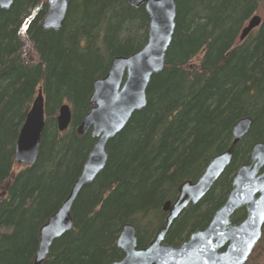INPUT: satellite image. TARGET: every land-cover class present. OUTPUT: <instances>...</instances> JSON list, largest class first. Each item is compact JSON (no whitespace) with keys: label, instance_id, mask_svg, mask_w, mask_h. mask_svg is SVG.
Returning a JSON list of instances; mask_svg holds the SVG:
<instances>
[{"label":"trees","instance_id":"1","mask_svg":"<svg viewBox=\"0 0 264 264\" xmlns=\"http://www.w3.org/2000/svg\"><path fill=\"white\" fill-rule=\"evenodd\" d=\"M264 0H178L176 29L163 71L152 76L146 106L107 146L108 161L78 195L73 227L51 246L43 264H110L123 226L135 225L146 247L166 218L163 206L179 186L197 181L211 159L233 140V127L252 119L230 166L209 193L173 222L166 243L184 242L205 229L225 203L252 146L264 142V18L240 41ZM47 0H14L0 8V264H34L39 231L67 198L95 144L77 127L92 106L95 80L113 59L147 41L149 16L128 0H69L60 30L42 20ZM30 45L34 61L25 55ZM42 88L46 126L37 162L17 172L15 145ZM62 104L72 110L60 131ZM246 217L241 208L232 217ZM246 264H264V232Z\"/></svg>","mask_w":264,"mask_h":264},{"label":"water","instance_id":"2","mask_svg":"<svg viewBox=\"0 0 264 264\" xmlns=\"http://www.w3.org/2000/svg\"><path fill=\"white\" fill-rule=\"evenodd\" d=\"M128 2L135 8L144 6L149 15L147 41L137 52L115 57L107 75L95 80L89 99L92 108L78 125L77 132L79 135L91 132L96 141L67 198L40 228L34 264H43L54 241L72 229L74 203L81 190L105 168L109 141L127 126L135 112L146 106L152 76L166 66V54L176 29L177 0ZM13 3L14 0H0V8L9 9ZM47 3L42 27L60 30L67 17L69 0H47ZM262 21L261 16H252L242 29L241 42ZM72 116L70 106L62 104L56 118L60 131L70 128ZM251 125V118L240 119L233 127L230 146L211 159L197 181H185L179 186L175 200L164 204L163 211L167 214L164 223L146 247L138 246L135 225L125 224L117 240V247L124 255L110 264H245L264 232V142L253 144L249 162L237 170L232 190L209 225L191 233L178 246L165 241L173 222L190 205L198 204L230 166L236 146L248 134ZM45 126V97L39 88L15 145L18 165L33 166L37 162ZM241 208L246 210V217L238 224L232 223V217Z\"/></svg>","mask_w":264,"mask_h":264},{"label":"rangeland","instance_id":"3","mask_svg":"<svg viewBox=\"0 0 264 264\" xmlns=\"http://www.w3.org/2000/svg\"><path fill=\"white\" fill-rule=\"evenodd\" d=\"M256 14L261 16L262 18H264V4L261 5L260 9L257 11ZM25 55L27 56V59H29V61H34L35 60L34 59V53H33L32 48H31L30 45L27 46V49L25 51ZM21 168H22V166L17 165L16 168H15V172H17Z\"/></svg>","mask_w":264,"mask_h":264},{"label":"bare ground","instance_id":"4","mask_svg":"<svg viewBox=\"0 0 264 264\" xmlns=\"http://www.w3.org/2000/svg\"><path fill=\"white\" fill-rule=\"evenodd\" d=\"M177 4H178V0H177ZM149 16V15H148ZM150 21V19H149ZM148 30H149V27H148ZM242 32V31H241ZM241 35V34H240ZM147 38H148V35H147ZM239 39H240V36H239ZM241 41V40H240ZM78 133V132H77Z\"/></svg>","mask_w":264,"mask_h":264},{"label":"snow or ice","instance_id":"5","mask_svg":"<svg viewBox=\"0 0 264 264\" xmlns=\"http://www.w3.org/2000/svg\"><path fill=\"white\" fill-rule=\"evenodd\" d=\"M249 247H251V244H249Z\"/></svg>","mask_w":264,"mask_h":264},{"label":"flooded vegetation","instance_id":"6","mask_svg":"<svg viewBox=\"0 0 264 264\" xmlns=\"http://www.w3.org/2000/svg\"><path fill=\"white\" fill-rule=\"evenodd\" d=\"M237 212V211H236Z\"/></svg>","mask_w":264,"mask_h":264}]
</instances>
